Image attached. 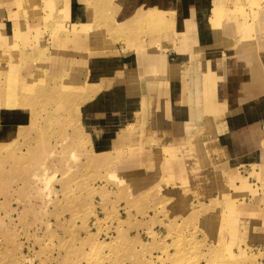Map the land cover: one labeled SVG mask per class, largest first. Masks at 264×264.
Here are the masks:
<instances>
[{
	"label": "rangeland",
	"instance_id": "obj_1",
	"mask_svg": "<svg viewBox=\"0 0 264 264\" xmlns=\"http://www.w3.org/2000/svg\"><path fill=\"white\" fill-rule=\"evenodd\" d=\"M212 19L219 46L251 49L243 57L264 75V0H215ZM40 65L27 60L28 80L16 86L17 72L0 76V108L23 111L0 131V264H264V166L226 171L204 131L166 147L171 164L180 153L184 166L154 173L144 161L162 147L158 128L137 147L97 151L80 89ZM178 171L186 179L180 217L169 214L178 203L170 180L135 191L126 179Z\"/></svg>",
	"mask_w": 264,
	"mask_h": 264
},
{
	"label": "crops",
	"instance_id": "obj_2",
	"mask_svg": "<svg viewBox=\"0 0 264 264\" xmlns=\"http://www.w3.org/2000/svg\"><path fill=\"white\" fill-rule=\"evenodd\" d=\"M214 4L215 0H0V76L17 72L10 83H24L27 60L64 72L63 85L80 89L81 121L86 133L96 138L97 151L137 147L158 128L162 147L144 161L153 173L166 163L184 166L180 153L171 164L166 147L171 141L180 146L186 136L201 131L214 140L221 152L215 164L225 162L226 171L264 166V75L243 57L254 55L251 49L219 46ZM143 40L147 46L142 47ZM19 108H0L2 136L20 123L11 120L22 115ZM148 124L151 129H144ZM170 178L126 177L135 191L170 180L168 197L176 196L178 203L169 214L180 217V199H185L181 184L186 179L179 171ZM175 185L181 190H173Z\"/></svg>",
	"mask_w": 264,
	"mask_h": 264
},
{
	"label": "bare ground",
	"instance_id": "obj_3",
	"mask_svg": "<svg viewBox=\"0 0 264 264\" xmlns=\"http://www.w3.org/2000/svg\"><path fill=\"white\" fill-rule=\"evenodd\" d=\"M153 14V13H152ZM156 14H158V13H156ZM157 16H159V14L157 15ZM157 16H155V17H157ZM162 16V15H161ZM150 17V16H149ZM151 18H153V17H151ZM156 19V18H155ZM159 19V18H158Z\"/></svg>",
	"mask_w": 264,
	"mask_h": 264
}]
</instances>
